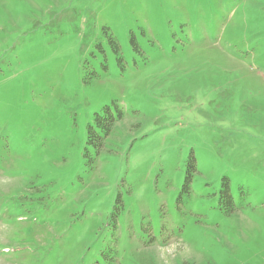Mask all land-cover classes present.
Wrapping results in <instances>:
<instances>
[{
    "label": "rangeland",
    "instance_id": "rangeland-1",
    "mask_svg": "<svg viewBox=\"0 0 264 264\" xmlns=\"http://www.w3.org/2000/svg\"><path fill=\"white\" fill-rule=\"evenodd\" d=\"M143 260L264 264V0H0V264Z\"/></svg>",
    "mask_w": 264,
    "mask_h": 264
},
{
    "label": "trees",
    "instance_id": "trees-1",
    "mask_svg": "<svg viewBox=\"0 0 264 264\" xmlns=\"http://www.w3.org/2000/svg\"><path fill=\"white\" fill-rule=\"evenodd\" d=\"M102 113H103L102 114L103 116L95 114L94 125L93 126H88V131H87V141L88 140L90 142L91 141H96V144L100 148H101L102 142L104 140L103 138H106L107 136H109V134L111 132V128H112V126H113V124L115 122L108 106H105L104 108H102ZM99 135H102L103 138H100ZM191 168H193V165H192ZM189 180H190L189 177H187L185 179V184L186 185L189 183ZM223 197L224 198L226 197V199H230V196L228 194V190H227L226 186H225V189L222 190L221 199H224ZM108 250H110L111 253L115 254V250L112 251V249H109V248H108ZM145 258L146 257H144L143 259H145ZM142 263H144V264H152V261L143 260Z\"/></svg>",
    "mask_w": 264,
    "mask_h": 264
}]
</instances>
